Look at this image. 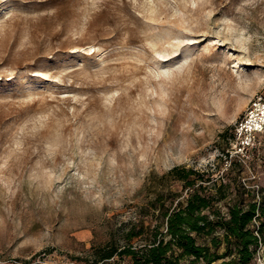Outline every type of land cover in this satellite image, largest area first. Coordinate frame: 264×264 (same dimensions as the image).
<instances>
[{
	"label": "rangeland",
	"instance_id": "1",
	"mask_svg": "<svg viewBox=\"0 0 264 264\" xmlns=\"http://www.w3.org/2000/svg\"><path fill=\"white\" fill-rule=\"evenodd\" d=\"M262 93L264 0H0V264H87L177 165L264 203Z\"/></svg>",
	"mask_w": 264,
	"mask_h": 264
},
{
	"label": "trees",
	"instance_id": "2",
	"mask_svg": "<svg viewBox=\"0 0 264 264\" xmlns=\"http://www.w3.org/2000/svg\"><path fill=\"white\" fill-rule=\"evenodd\" d=\"M176 181L188 189L185 198L173 187ZM155 186L140 219L124 227V242L115 235L94 247L87 264H112L116 257L130 258L132 264L253 262L264 243V203L256 200L253 189L242 183L237 198L232 183H219L213 173L185 165L173 167Z\"/></svg>",
	"mask_w": 264,
	"mask_h": 264
},
{
	"label": "built area",
	"instance_id": "3",
	"mask_svg": "<svg viewBox=\"0 0 264 264\" xmlns=\"http://www.w3.org/2000/svg\"><path fill=\"white\" fill-rule=\"evenodd\" d=\"M264 133V94L257 95L244 117L234 128V147L241 158L260 144V135Z\"/></svg>",
	"mask_w": 264,
	"mask_h": 264
}]
</instances>
